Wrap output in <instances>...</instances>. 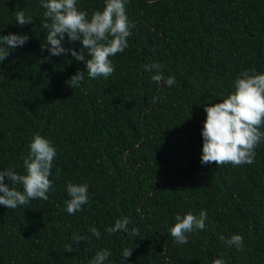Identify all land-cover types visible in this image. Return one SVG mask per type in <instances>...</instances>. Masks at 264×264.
Instances as JSON below:
<instances>
[{"label": "trees", "instance_id": "trees-1", "mask_svg": "<svg viewBox=\"0 0 264 264\" xmlns=\"http://www.w3.org/2000/svg\"><path fill=\"white\" fill-rule=\"evenodd\" d=\"M104 7L78 0L89 18ZM125 9L129 46L110 57L109 78L91 79L71 54L41 51L51 22L40 0H0V34L29 37L0 64V171L25 174L34 135L56 149L49 199L0 205V264H90L104 250L105 264H264V142L251 165L201 164L204 108L227 98L241 72L264 74V0H127ZM21 10L33 24H16ZM62 46L82 47L67 36ZM153 63L176 84L154 82L144 70ZM77 71L84 80L71 89ZM69 183L88 185L73 215ZM202 210L205 229L175 243L176 215ZM125 217L128 232H106ZM233 235L240 249L225 243Z\"/></svg>", "mask_w": 264, "mask_h": 264}, {"label": "clouds", "instance_id": "clouds-1", "mask_svg": "<svg viewBox=\"0 0 264 264\" xmlns=\"http://www.w3.org/2000/svg\"><path fill=\"white\" fill-rule=\"evenodd\" d=\"M127 0H105L102 11H95L89 18L88 12L78 9V0H40L44 12L45 21L43 27L48 28L47 43L41 45V51L48 50L50 56L68 55L77 62H83L87 69V75L91 79L97 77L109 78L115 71L110 57L122 53L128 48V37L131 35L130 25L126 15L125 5ZM16 24L24 26L33 24L30 16L26 17L23 10L16 13ZM134 27V25H131ZM67 36L69 44L79 42L82 47L79 51L74 48L62 46ZM29 37L27 35L0 34V64H2L10 52L17 47H23ZM48 58L46 57L45 60ZM44 60H41L43 63ZM160 65H145V71L155 70L157 74L152 80L157 84L163 81L168 87L176 84L174 76L164 78L159 71ZM85 72L77 71L67 83L76 88L84 80ZM154 98V101L155 102ZM206 120L201 136L203 139L201 164L207 166L215 163L217 166L232 164L240 166L254 163L255 149L264 142V74H252L248 71L241 72L234 82V91L220 103L204 108ZM56 157V149L50 142L39 134L34 135L29 144V153L23 157L25 174H17L12 169L0 171V205L8 209H16L19 206L28 205L30 201L40 199L47 201L48 192L52 188L49 179L53 160ZM7 177L9 183H5ZM22 186V191L17 189ZM67 193L70 199L66 201V212L73 215L82 210V206L88 203V185H67ZM207 219V211H200L199 215L191 212L183 217L176 215V223L170 227V235L175 243L185 245L188 243L186 233L194 230H204ZM130 220L117 219L114 226L106 229L109 235L117 232H128ZM93 236L100 238L96 228L90 229ZM133 236L139 232L133 228ZM81 239L77 238V243ZM221 239H224L221 237ZM243 237L233 235L225 243L231 247L240 249L243 246ZM70 245L68 252H72ZM133 249L125 248L122 251L124 258H129ZM111 253L108 250L100 251L90 261V264H105ZM212 264H225L223 259H215Z\"/></svg>", "mask_w": 264, "mask_h": 264}]
</instances>
